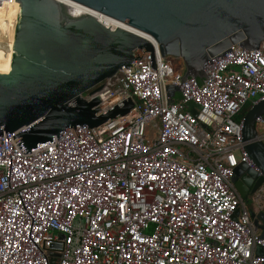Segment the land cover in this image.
Returning <instances> with one entry per match:
<instances>
[{"label":"built area","instance_id":"built-area-1","mask_svg":"<svg viewBox=\"0 0 264 264\" xmlns=\"http://www.w3.org/2000/svg\"><path fill=\"white\" fill-rule=\"evenodd\" d=\"M231 48L199 86L181 59L175 70L155 48V70L143 52L82 95L96 115L133 102L97 138L76 125L22 154L12 137L25 128L0 137V264H264L233 182L249 162L238 117L264 99V41ZM256 129L264 139L262 117Z\"/></svg>","mask_w":264,"mask_h":264},{"label":"water","instance_id":"water-1","mask_svg":"<svg viewBox=\"0 0 264 264\" xmlns=\"http://www.w3.org/2000/svg\"><path fill=\"white\" fill-rule=\"evenodd\" d=\"M68 1L119 25L107 26L60 0H13L18 13L0 28V137L25 128L12 137L22 154L54 142L68 128L91 129L126 115L130 98L96 115L99 99L86 102L82 95L98 85L100 90L143 52L151 53L155 70V48L164 58L181 59L184 78L193 76L199 86L209 78L205 64L214 57L233 52L232 45L259 50L264 41V0ZM166 91L172 103L179 88L168 84ZM259 117L264 119V99L243 117L249 162L242 161L233 178L242 197L255 179L254 191L264 183ZM258 253L264 255V248Z\"/></svg>","mask_w":264,"mask_h":264},{"label":"bare ground","instance_id":"bare-ground-1","mask_svg":"<svg viewBox=\"0 0 264 264\" xmlns=\"http://www.w3.org/2000/svg\"><path fill=\"white\" fill-rule=\"evenodd\" d=\"M64 5L71 7L77 11H80L84 14H90L97 19L101 20L104 24L107 26H117L119 25L118 22L114 21L111 18H107L104 15H101L100 13L93 11L91 9H88L84 6L78 5L76 3L70 2L68 0H60ZM18 13V6L12 1V2H6L3 0H0V28L4 25L8 24L10 21L14 19V17ZM1 58V56H0ZM1 69V65H0Z\"/></svg>","mask_w":264,"mask_h":264},{"label":"flooded vegetation","instance_id":"flooded-vegetation-1","mask_svg":"<svg viewBox=\"0 0 264 264\" xmlns=\"http://www.w3.org/2000/svg\"><path fill=\"white\" fill-rule=\"evenodd\" d=\"M257 179L253 184L243 189L245 197H242L244 204L250 211L251 219L258 231L264 235V193L259 194V191L264 188V183L254 191V186Z\"/></svg>","mask_w":264,"mask_h":264},{"label":"rangeland","instance_id":"rangeland-1","mask_svg":"<svg viewBox=\"0 0 264 264\" xmlns=\"http://www.w3.org/2000/svg\"><path fill=\"white\" fill-rule=\"evenodd\" d=\"M170 62L172 64H175V66H176L175 70H179V71H183L184 70L183 66H179V61L176 58L167 57L166 58V63L169 64Z\"/></svg>","mask_w":264,"mask_h":264},{"label":"trees","instance_id":"trees-1","mask_svg":"<svg viewBox=\"0 0 264 264\" xmlns=\"http://www.w3.org/2000/svg\"><path fill=\"white\" fill-rule=\"evenodd\" d=\"M178 99H179V97H178ZM250 108H251V105L246 106V107L243 109L241 116L238 117V119H239V120L242 119V117L245 116V114L248 112V110H249Z\"/></svg>","mask_w":264,"mask_h":264}]
</instances>
